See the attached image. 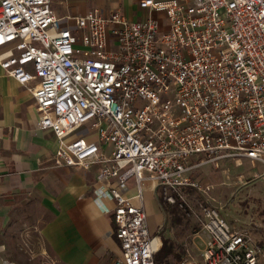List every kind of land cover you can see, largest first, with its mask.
Instances as JSON below:
<instances>
[{"label":"built area","instance_id":"2783aa9c","mask_svg":"<svg viewBox=\"0 0 264 264\" xmlns=\"http://www.w3.org/2000/svg\"><path fill=\"white\" fill-rule=\"evenodd\" d=\"M135 12L59 16L52 0H0V66L57 137L53 163L99 164L93 200L113 214V264L158 262L161 235L134 200L148 180L173 204L201 189L192 173L203 164L264 166V0H135ZM201 215L200 258L182 264H264L248 227L210 202Z\"/></svg>","mask_w":264,"mask_h":264},{"label":"crops","instance_id":"0c3cea01","mask_svg":"<svg viewBox=\"0 0 264 264\" xmlns=\"http://www.w3.org/2000/svg\"><path fill=\"white\" fill-rule=\"evenodd\" d=\"M95 7L120 9L130 19L140 15L135 12V0H52L59 16L82 14ZM36 120L31 91L0 66V259L15 264H113L120 254L113 214L101 211L93 200L99 164L55 166L57 137L50 129L38 127ZM230 160H221L219 166ZM234 165L254 167L257 173L250 180L238 173V180L226 185L229 191L255 185L258 179L264 181L261 163L241 158ZM128 186L127 194L134 195L133 178ZM162 199L160 187L149 180L143 201L134 198L143 203L151 234L165 238ZM104 200L112 206L111 200ZM222 215L226 218L225 212ZM226 220L233 229L241 228ZM244 227L250 234L255 231L252 239L264 247L260 236L261 232L264 236V207ZM169 256L176 260L172 254H160L158 262Z\"/></svg>","mask_w":264,"mask_h":264},{"label":"rangeland","instance_id":"374dc122","mask_svg":"<svg viewBox=\"0 0 264 264\" xmlns=\"http://www.w3.org/2000/svg\"><path fill=\"white\" fill-rule=\"evenodd\" d=\"M242 166H235L232 159L220 166L206 163L194 175L192 174L199 180L201 189L185 187L182 189L184 201L177 198L176 203L173 204L163 202V205L166 204L164 206L166 209H161L160 212L165 238L160 236L161 247L164 239L167 238L173 242L180 256L176 260L169 256L165 262H157V264H182L192 259L199 260L204 239L201 229L202 205L210 202L220 206L221 214L225 212L226 218L241 228L249 224L258 210L264 207V181L258 179L255 185L242 186L233 192L226 186L229 182L238 180L236 176L241 172L248 180L256 177L254 174L257 170L253 169L254 167L244 169L241 168ZM225 187L228 188L226 192ZM256 234L255 231L251 232L253 238H256ZM260 236L264 240L262 232ZM261 260L264 261V256Z\"/></svg>","mask_w":264,"mask_h":264},{"label":"trees","instance_id":"16d2710c","mask_svg":"<svg viewBox=\"0 0 264 264\" xmlns=\"http://www.w3.org/2000/svg\"><path fill=\"white\" fill-rule=\"evenodd\" d=\"M166 205V204H165ZM162 237H160L161 239ZM168 255V254H172L176 259L179 258L180 254L178 251H176L175 245L173 244V242L169 241V239H165L164 243L162 245V247L160 248L158 255Z\"/></svg>","mask_w":264,"mask_h":264}]
</instances>
